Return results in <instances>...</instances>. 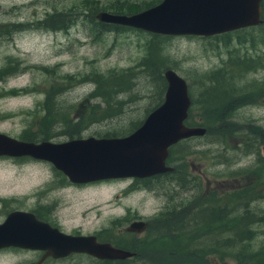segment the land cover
Listing matches in <instances>:
<instances>
[{"label": "rangeland", "instance_id": "obj_1", "mask_svg": "<svg viewBox=\"0 0 264 264\" xmlns=\"http://www.w3.org/2000/svg\"><path fill=\"white\" fill-rule=\"evenodd\" d=\"M73 1L0 0V24L9 27L18 21L32 22L20 30H13L9 35H0V65L6 62L7 57L17 59L14 70L0 79V132L19 137L26 127L34 130L35 113L40 112L44 89L49 84L66 86L54 99L62 107L70 105L68 116L72 121L83 119L86 107L98 100L87 94L93 82L85 74H91L92 70L105 72L131 66L138 70L140 67L137 63L145 55L144 42L149 36L146 32L124 29L92 33L88 23L83 20V14H79L68 29L34 27L33 21L40 19L46 12L53 8H63ZM97 1L105 5L113 0ZM133 1L141 3L150 0ZM247 40L240 44L234 41L232 47H248L247 51L253 53ZM213 41L208 36L170 35L159 42L158 51L166 54L168 63L177 65L175 70L185 78L184 74L188 70L191 73L203 71L226 59L229 48L219 42L214 46ZM263 43L256 41L255 47L263 49ZM262 77L264 66L246 73L240 81H256ZM132 79L133 87L129 89L132 100L121 107L118 116L88 124L81 135H94V131L103 132L107 129H124L126 133L130 121L142 119L144 107L156 100V93L143 73L137 71ZM187 79L195 92L198 89V77L191 74ZM119 98L124 99L125 96ZM195 111L194 107L189 110L192 119H197ZM230 113L227 119L234 122L237 129L234 127L236 130L226 134L225 141L203 134L191 138L187 143L174 145L172 151L175 155L171 160L177 173L154 180L145 189L125 187L128 180L123 177L87 184L81 188L66 186L59 189L57 185H52L51 189H46L48 193L44 194V180L51 176L47 161L28 156L19 158L0 155V198L3 199V202L0 200V212L1 204L10 200L32 202L37 195H50L58 200L55 211L60 206L59 213L68 216V220L64 219L67 227H115L124 225L115 217H126L127 220L134 213L141 220L147 221L167 205H178L186 201L194 204L196 195L202 197L208 193L209 202H228L227 195L222 193L234 187L244 189V185H251L252 182L255 183L248 189L251 198L247 206L253 211L257 205L264 208V166L254 164L259 153L244 151L241 143L245 136L242 131H249L252 125H259L264 130V97L239 105ZM57 127L61 128L62 125L57 123ZM261 145V142L256 144L259 152ZM180 172L184 180L181 184L176 178ZM256 179L260 180L256 182ZM15 195L17 197H11ZM258 228L261 231L248 242L252 249L264 243V224ZM156 242L158 240L153 243L150 241L149 246L152 247ZM34 258L29 250H0V264H34ZM206 260L207 264H254L252 261L239 262L227 256L217 260L208 256ZM77 261V256H69L61 261H46L43 264H77ZM166 263L161 260L160 264ZM199 264H205V261ZM259 264L262 263L259 261Z\"/></svg>", "mask_w": 264, "mask_h": 264}, {"label": "trees", "instance_id": "obj_2", "mask_svg": "<svg viewBox=\"0 0 264 264\" xmlns=\"http://www.w3.org/2000/svg\"><path fill=\"white\" fill-rule=\"evenodd\" d=\"M157 1L159 0L136 3L138 1L113 0L104 5L99 4L97 0H75L63 8H53L40 19L33 21L34 27L51 30L68 29L73 20L75 21L79 14H83V20L88 23L92 33L129 29L146 32L149 36L145 38V55L137 63L140 66L138 70L131 66L123 70L109 69L105 72L92 70L91 74H85L93 82V87L87 94L90 98L98 99L96 103L86 107L85 118H76V121H72L68 116L70 105L62 107L58 104L59 101L54 99L55 95L66 86L49 84L44 89L40 112L35 113L36 128L34 130L27 127L22 129L19 138L36 140L41 137L45 138L47 135L64 133L66 135H81L88 124L118 116L121 107L132 100L129 89L133 87L132 77L137 71L147 76L156 93V100L144 107V115L159 103L165 87L162 70L165 67H171L174 70L177 68L174 63H168L169 59L166 54L158 51L159 42L170 35L153 33L119 23L104 22L94 16L97 10L133 12ZM260 5L261 20L256 25L208 35L211 40L214 39L212 42L214 46L219 42L229 48L227 57L221 64L193 73L188 70L186 75L184 74L186 79L191 74L198 77L197 83L195 82L198 89L195 92L192 91V86L187 79L190 103L184 123L203 126L205 128L204 135H209L221 142L225 141L226 134H231L237 129L236 124L227 119L231 110L239 105L255 102L257 97H264V77L256 81H240L246 73L264 66V48L255 47L256 41L264 42V0H261ZM28 24L30 25L32 22L18 21L9 27L6 24H0V35H9L13 30H20ZM245 39H248L247 42L249 41V46L253 48V53L247 51L248 47L244 49L232 47L234 41L240 44ZM16 66L17 59L7 57L6 62L0 65V79L10 74ZM42 68L47 70L45 66ZM121 95L125 98H119ZM192 107L196 109L197 119H192L189 115V110ZM141 120L130 121L126 129L132 130ZM57 123L64 128H58ZM56 127L57 131H55ZM263 131L259 125H252L249 131H242L245 136L241 141L244 151L259 153L253 163L261 166H264V160H262L264 155L261 153V149L259 152L256 144L264 143ZM122 134H125L124 129L94 131V135ZM173 173H177L176 167L169 172V175L172 176ZM176 178L180 184L184 181L182 172ZM259 180L256 179V182ZM254 183L244 185V189L238 187L227 189L221 195H227L228 202L224 200L217 203H213L212 200L209 202V194L206 193L202 197L196 195L194 204L186 201L178 205H167L163 210L151 216L147 220L146 226L164 230L157 234L162 238L155 243L157 246L154 250L159 253L155 258L166 261V264H199L201 261H205L207 264L208 256H212L213 260L227 256L239 262L252 261L254 264H259L260 261L264 264V243L257 249H252V246L248 244L249 239L255 238L254 236L259 232L256 229L264 224V215L260 219H254L252 208L247 206L248 199L251 198L248 189ZM242 229L244 230L242 231Z\"/></svg>", "mask_w": 264, "mask_h": 264}, {"label": "water", "instance_id": "obj_3", "mask_svg": "<svg viewBox=\"0 0 264 264\" xmlns=\"http://www.w3.org/2000/svg\"><path fill=\"white\" fill-rule=\"evenodd\" d=\"M261 0H159L133 12L97 10L96 19L167 35L208 36L261 20ZM162 99L132 130L121 136L92 135L63 141L25 140L0 132V155H29L49 161L70 181L85 182L114 177H144L173 169L165 163L168 146L176 140L202 135L201 125L184 123L190 97L185 78L171 67L162 70ZM264 155V143L261 145ZM132 220L128 227H141ZM42 248L52 256L86 251L96 256L124 257L130 253L92 236L69 234L50 227L24 210H12L0 222V247Z\"/></svg>", "mask_w": 264, "mask_h": 264}, {"label": "flooded vegetation", "instance_id": "obj_4", "mask_svg": "<svg viewBox=\"0 0 264 264\" xmlns=\"http://www.w3.org/2000/svg\"><path fill=\"white\" fill-rule=\"evenodd\" d=\"M89 135H47V137L38 138L32 141H39V140H50L54 142L63 141L70 138H78V137H85ZM95 137H110V136H121V135H92ZM196 137V135H191L187 137L180 138L176 140L174 143L168 146L167 155L165 157V163L169 164L173 167V169L154 173L144 177H124L126 178V183L124 184L125 187H138V188H146L148 183H151L154 180H159L162 177H170L169 172L174 170L176 167L171 160V157L175 155L172 151V147L174 145H178L182 142L187 143L190 141L191 138ZM19 138V137H17ZM194 143V142H190ZM191 147V145H190ZM8 156V155H5ZM29 155H20V156H10V157H22ZM33 158V157H31ZM34 159V158H33ZM38 159V158H35ZM42 160V159H41ZM46 161V160H45ZM50 169H51V176L44 180V187L45 192L47 194L48 191L46 189H51L52 185H57V188L63 189L66 186H75L78 188L84 187L87 184H96L101 181L112 180L115 178H123V177H114V178H102L96 180H90L85 182H73L70 181L67 176L62 173L60 170L56 169L49 161H47ZM177 170V168H176ZM178 175V174H177ZM12 198L17 197L11 196ZM0 200L3 199L0 198ZM11 204V205H9ZM2 211L0 216V222L4 219V217L12 210H24L30 212L35 219L45 222L50 227H55L59 231L69 233V234H80L85 236H92V242L94 243H106L112 247L120 248L122 250L128 251L130 254L124 257L115 258V257H108V256H96L92 253L86 251H72L67 253L66 255L61 256H52L51 254L45 253V249L42 248H31V247H21L15 245H8L4 247H0V250H29L33 256L35 257L33 260L34 264H43L46 261H57V260H64L69 256H77L78 261L77 264H160L161 260L156 259L155 257L159 254L156 249L157 244H152V247L149 246V243H153L154 241H159L161 238L157 237V234L160 232H164V230L159 228H150L147 227V221L143 219L144 223L141 227H133L129 228L128 225L132 220L140 219L137 214L131 213V219H127L126 217H115V220H120L122 226H115L112 227L111 225L107 226H98L89 229H83L79 225L69 226L64 222V219L68 220V216L65 214L62 215L59 213L60 206L55 211V208L58 206V200L56 197H52L50 195H37L34 197L32 202H13L10 200L9 202L2 203ZM9 205V206H8ZM264 215V208L260 205H257L256 210L252 211V216L254 219H260L261 216ZM67 227V228H66ZM244 229H242L243 231ZM250 230V229H248ZM261 231V228L256 229ZM153 234H156L153 237Z\"/></svg>", "mask_w": 264, "mask_h": 264}]
</instances>
